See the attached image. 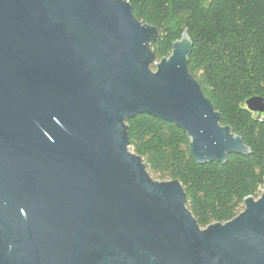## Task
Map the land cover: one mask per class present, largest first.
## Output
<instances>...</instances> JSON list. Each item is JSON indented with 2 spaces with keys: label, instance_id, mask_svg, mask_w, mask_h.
<instances>
[{
  "label": "water",
  "instance_id": "1",
  "mask_svg": "<svg viewBox=\"0 0 264 264\" xmlns=\"http://www.w3.org/2000/svg\"><path fill=\"white\" fill-rule=\"evenodd\" d=\"M159 36L123 0H0V264H264V185L201 229L129 150L148 115L198 165L250 154L189 74L187 32L157 62Z\"/></svg>",
  "mask_w": 264,
  "mask_h": 264
},
{
  "label": "trees",
  "instance_id": "2",
  "mask_svg": "<svg viewBox=\"0 0 264 264\" xmlns=\"http://www.w3.org/2000/svg\"><path fill=\"white\" fill-rule=\"evenodd\" d=\"M140 23L159 29L149 45L157 62L168 58L184 31L192 43L187 69L204 97L250 150L225 164L198 165L185 134L148 115L126 122L129 149L156 181L177 180L201 229L224 224L257 199L264 185V115L245 101L264 99V0H123ZM153 70L154 68L151 67Z\"/></svg>",
  "mask_w": 264,
  "mask_h": 264
},
{
  "label": "rangeland",
  "instance_id": "3",
  "mask_svg": "<svg viewBox=\"0 0 264 264\" xmlns=\"http://www.w3.org/2000/svg\"><path fill=\"white\" fill-rule=\"evenodd\" d=\"M151 70H152V69H151ZM152 71H154V70H152ZM129 150H130V149H129ZM130 151L132 152V150H130ZM147 172H148V171H147ZM148 174H149V173H148ZM149 177H150L152 180H155V181L157 180L156 177L153 176V175H150V174H149Z\"/></svg>",
  "mask_w": 264,
  "mask_h": 264
}]
</instances>
